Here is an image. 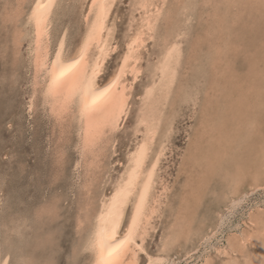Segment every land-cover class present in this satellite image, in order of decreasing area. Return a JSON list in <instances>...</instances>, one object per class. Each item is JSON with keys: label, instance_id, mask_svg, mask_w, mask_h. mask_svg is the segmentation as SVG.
Listing matches in <instances>:
<instances>
[{"label": "rangeland", "instance_id": "1", "mask_svg": "<svg viewBox=\"0 0 264 264\" xmlns=\"http://www.w3.org/2000/svg\"><path fill=\"white\" fill-rule=\"evenodd\" d=\"M132 1L117 0L111 11L108 25L113 26V41L118 50L112 53L105 63L103 73L98 79L102 85L109 80L120 64V56L125 51V41L130 33V20L134 16L137 19L140 17L139 10L133 12ZM175 1H166L167 10L171 11L168 16L161 18L164 21V23L161 21V26L169 27L171 32L185 31L182 33L181 41L185 53L188 50L184 54L190 66L189 70L186 68L183 71H186V74L182 79L184 78L190 85L197 84L200 94L196 102H192L191 98L185 100L187 97L184 91L180 97L173 94L176 100L171 101L172 105L168 106L171 110L173 104L176 107V112L172 115L173 132L165 135L167 123L164 121L156 137V145L162 144V141L168 138L165 146L167 148L158 168L159 175L154 192V195L162 196L158 214L156 213L151 220L148 236L141 246L142 249L138 251L139 264H149L150 258L155 259L154 261L161 260L154 264H226L225 260L231 261V257L235 256L237 264H264V239H257L260 237V231L258 232L254 222L256 218L252 221L255 215L260 214L264 218V180L261 179L258 185H253L250 177L246 176L244 179L246 184L242 191L240 190L237 195L224 197L223 190L227 187L225 177L219 174L211 177L207 172L210 171L207 163L209 134L203 132V129L208 125L212 130L207 121V112L212 114L213 110H202L205 103L203 91L211 83L213 74L211 61L217 58V65L221 69L220 79L224 76L237 79V82H234V92L240 94L242 98L238 96L237 103L239 100L248 99V103L253 105L259 102L260 98L261 102L264 101V0H193V4L192 0ZM29 2L31 3L30 0ZM29 2L22 3L26 10L30 7ZM18 3V0H0V264L4 260L17 264L24 259L31 264H90L91 254L85 246L90 221L83 223L84 227H79L80 209L83 207L84 199L89 198L91 202L94 200L95 203H99L101 195L111 192L112 184L120 178L128 164L129 150L142 138L140 133L135 135L136 121L141 108L140 97L150 82V63L152 64L154 57L159 53L162 45L160 41H163V38L158 35L155 39L148 40L143 48L144 69L133 87L128 115L121 121L120 128L108 136L110 142L104 148L105 157H102L101 164L98 159L99 162L95 163V166H98L94 167V164L89 165L91 159L93 160L92 155H86L81 148V138L75 121L65 117L56 122L49 108L42 105L41 94L34 97L38 101L32 99L35 103L38 102L34 109L33 106L30 107L34 70L28 52L30 38L26 36V14L19 19L5 22L11 18L8 10L15 8ZM81 5V0L63 2L52 27L53 50L65 29L67 47H70L67 50L71 49L72 53L76 50L84 29L82 15L86 9ZM169 17H172V20ZM167 24L169 26H166ZM214 27L221 28L222 43L228 40L231 47L227 51H220L217 56L214 54L218 47L211 43L216 35ZM16 28H21L19 29L21 34ZM209 31L212 32L211 35ZM17 36L22 38V46L16 54L13 38ZM243 81L251 82L254 90L249 92ZM242 84L244 89H247L244 94L240 90ZM190 90L192 91L191 88ZM216 112L214 111L213 116L217 119L220 114ZM256 114L255 119L258 123L264 124V107ZM216 119L213 117L210 122ZM216 125L217 123L214 130ZM259 128L264 133V125ZM243 133L241 132L242 136ZM226 138L231 143L228 135ZM256 138L258 137L254 139ZM232 141L233 147H238L236 141L234 139ZM237 151L244 152V162L250 167H248L250 171L254 169L253 162L258 160L256 152L260 156L264 155V147L260 148L259 140H255V145L248 150ZM85 155L88 156L87 159ZM231 164L233 165V162L230 164L223 162L221 165L231 168ZM206 179L211 180L205 183ZM91 185L94 188H91ZM164 187H167V191L163 190ZM199 187L200 191L196 192ZM183 199L186 201L183 202ZM128 215L129 209L123 224L127 222ZM182 215L184 217H181ZM172 227L177 231L184 228L180 232L182 236L176 240L177 242L174 241L172 248L164 250L165 235ZM246 231L253 237L249 235L251 238L244 240L246 243L242 251L232 252L228 248L229 240L233 236L239 238L247 234Z\"/></svg>", "mask_w": 264, "mask_h": 264}, {"label": "bare ground", "instance_id": "2", "mask_svg": "<svg viewBox=\"0 0 264 264\" xmlns=\"http://www.w3.org/2000/svg\"><path fill=\"white\" fill-rule=\"evenodd\" d=\"M27 1L29 2V0H18V5L15 8L8 10V15L11 18L8 19L9 21L5 20V22H10L15 18L19 19L21 16H23V14H26L27 35L25 33L24 35L30 38L29 43L27 42L29 44L28 52L31 55V65H33L32 70H34V72L32 71L34 73V82L32 81L33 92L32 96L30 97V107L33 106L32 108L34 109V105L38 102L35 103L32 99L38 101L36 100L37 98L34 97H38L39 94H41L40 96L42 99V105H45L49 108L48 110L50 111L56 122L57 120L61 121L65 117H70L73 121H75L77 123V125L75 126H77L78 128V132L81 138V148L83 152L86 153V155H92L93 160L90 158L91 161L89 165L94 164V167L98 166H95L96 161L97 163L99 162L98 159H100L101 164L102 157H105L104 148L106 147V144L110 142L108 136L112 132H115L118 128H120L119 126L121 121L128 115V110L131 104L130 99L134 89L133 87L139 79L140 75L143 73L144 69L143 61L145 60L142 54V51H144L143 48L146 46L148 40L155 39L158 35H160V38H163V41H160L162 42V45H160L161 47L159 53L154 57V61L152 62V64L150 63V82L147 86H145L142 97H140L141 108L138 112L139 114L136 121L135 135H139L140 133L142 138L139 139L134 148H131L129 150L128 164L125 167L123 173L120 175V178H117V176L116 178L118 180L115 183L113 181L114 184H112L113 188L111 189V192L101 195L99 203H95L94 200H92L91 202L89 198H86L87 200L84 199L82 205L83 207L80 209L81 213L79 214L78 219L79 227H81L83 223L90 221L89 234L86 233L88 234V236L86 240L84 239L86 241V250L88 252L90 251L91 254L90 264H139V250L142 249L141 246L144 243L145 238L148 236V226L149 224H151V220L156 215V213L158 214V206H160L161 203L160 196H162H156L154 195V192L156 190L155 186H157V176L159 175L157 173L158 168L161 163V159L165 154V148H167L165 146L168 138L163 141L161 140L163 142L162 144L159 143L158 145H156V137L158 136L160 128L164 121L167 123L165 128V135L167 133L169 134L173 130L172 115L176 112V107H174L175 104H173V110L168 109V106L172 105L171 101L176 100V97H174L173 94L177 97H180L181 92L184 91L185 97H187L185 98V100L191 98L192 102H196V100H198L197 96L200 94L197 84L190 85L189 83L184 81V78L182 79V76L186 74V71H183L186 68H188L189 70L190 66H188V62L185 58V54L188 52V50H186L187 52L185 53L183 49V43L181 41L182 33H185V31L171 32L169 31V27L163 28L161 26V21H163L161 20V18H164L165 15L168 16L171 11L170 9L167 10V0H133V12H137L139 10L138 13L140 17L139 19H137L134 16L130 20V33L128 35L127 41L124 40L126 42V45L125 51L120 56V64L118 68L115 69L116 71H114L109 80L102 85L98 82V79L103 73L105 63L107 59L112 55V53L118 50V46L115 45L113 41V26L108 25L109 18L112 13L111 11L114 9L113 6L117 0H81V6L83 8L85 7L86 9L84 14L82 15V21H84L82 22L84 25V29L81 35V41L79 45L76 46L77 48L73 53L71 49L70 51L67 50V48H70L67 47V29L63 30L64 32L61 33V36L57 40L55 47L53 46L54 50L51 48L52 27L56 21L55 16L61 9L62 4L65 0H40L41 5H48L47 8H37V0H30V7L26 10L25 7H23L22 3ZM191 4H193V0ZM201 7H203L202 4ZM83 8H81V10ZM15 9L17 10V12H14ZM34 10L35 18L33 17ZM65 10L66 9H64V11ZM12 12L13 14H11ZM169 18H171L172 20V17ZM17 24L18 23L16 22V25ZM166 26H169V24H167ZM17 30L16 32H18ZM213 31L216 35L214 37V41H212L211 43H215V45H217V47L219 48L215 50L214 55L218 54L222 50L227 51L228 49H230V42L228 40H225L222 43V40L220 39V36H222L221 28L214 27ZM19 34H21V31ZM211 34L212 32L209 31V35ZM21 44L22 38L20 39L19 36L13 38V45L17 50H15L16 54L18 53V51H20V47L22 46ZM57 52L60 53L59 63L63 64V68L56 67L58 63L56 55ZM77 60L79 61V63H73V61ZM211 64L213 74L209 86L207 88L204 87L205 90L203 91V95L205 103L202 107V110L205 111L213 110L212 114L211 112H207V121L209 123V126L211 125L210 127L212 128V130L209 129L208 125H206V127L203 129V132L205 131L207 135L209 134V147L207 148V157L209 158V160L207 159V163L210 171L207 170V172L211 174V177L215 174H219L223 178L225 177L227 181V187L223 190V194L224 197L227 198L229 195H237L240 190L242 191L246 184L244 183V179L246 176L250 177L251 184L253 185H258L262 181L261 179L264 180V155L260 156L257 152L256 154L254 153L255 155H258V160L253 162L254 169L250 171V167L248 165H245L244 162V152L238 153L237 151L240 150L242 152L244 150H248L249 148H251V146L253 147L255 145V140L260 141V148L264 147V133L261 132L259 128V126L261 127L264 124H259L258 120L255 119L257 115L256 113L260 112V110L264 107V101L261 102L262 99L260 98V101L254 103L253 105L248 103V99L241 101L239 100V102L237 103V97L239 96V98H241L240 94L237 95L234 92V85L237 82V79L231 76L230 79L226 76L220 79L219 75H221V69H219L217 65L218 58L217 60L211 61ZM93 73H95V75H93ZM244 84L249 89V92L251 90H254L251 82H245ZM109 85H111V87H109ZM242 85L240 90L241 93L244 94L245 90L247 89H244V85ZM104 88H108V91L103 95H100L99 91H97L95 95L92 94V90L102 91ZM190 88L192 89V91L190 90ZM214 111H217L216 113L220 114V117H218L217 119L215 118V116H213V114H215ZM166 112L170 113L166 114ZM212 116L216 120L212 121L211 123L210 121L211 118H213ZM216 123V129L214 130ZM203 132H201L202 136ZM241 132H244L243 136L241 135ZM226 133H228V137L231 138L229 139L231 143L228 142ZM255 137L258 138L254 139ZM232 139L236 141L238 147H233L234 142L232 141ZM202 140L204 139L202 138ZM86 155L85 157L87 159L88 156ZM223 162L228 164L233 162V165L231 164V168H227L224 165H221ZM80 163L82 164V162ZM212 167L214 168V170ZM80 172L81 171H79V173ZM206 180L205 183H207L211 179ZM90 187L94 188L92 187V185ZM163 190L167 191V187H164ZM196 190V192H199L200 187ZM94 192L96 193V191ZM196 192L194 193L196 194ZM93 196L91 198H93ZM185 201L186 199H183V202ZM96 204H98L97 207ZM172 207L174 208L173 205ZM128 209V219H126L127 222L123 224ZM254 215L252 214V216ZM259 216L255 215L254 218L252 217V221L256 218L254 222L257 225L256 227L258 232L260 231V237L257 236V239L263 240L264 218L260 214ZM181 217L184 216L182 215ZM174 222L172 224H174ZM165 230L167 231V229ZM182 230L177 231L172 227L166 235V232L164 233V250L172 248L171 245L174 244V241L178 240V238L182 236V234L180 235V232ZM17 233L18 232H16V234ZM246 233L247 234L239 238L233 236V238L229 240L228 248H230L232 252L236 250L242 251L244 249V243H246L244 242V240H249L251 237H253L252 234H248L247 231ZM164 235L162 236L164 237ZM16 247L18 246L16 245ZM10 253H12V251ZM234 258L231 257V261L228 259L229 262L228 260H225L227 261L226 264H237ZM149 260V264H154L160 259L154 261L155 259L150 258Z\"/></svg>", "mask_w": 264, "mask_h": 264}, {"label": "snow or ice", "instance_id": "3", "mask_svg": "<svg viewBox=\"0 0 264 264\" xmlns=\"http://www.w3.org/2000/svg\"><path fill=\"white\" fill-rule=\"evenodd\" d=\"M40 7L47 8L48 5H41L40 0H37V8H40ZM33 17L35 18V10L33 12ZM56 55H57V60H58V63L56 65V67L63 68V64L62 63H59L60 53L57 52ZM73 63H79V61L78 60L77 61H73ZM93 75H95V73H93ZM109 87H111V85H109ZM97 91H99V94L100 95H103L104 93H106L108 91V88H104L102 91H100V90H92V94L95 95V93ZM3 264H11V262L10 261H4ZM17 264H31V262H29V261H18Z\"/></svg>", "mask_w": 264, "mask_h": 264}]
</instances>
